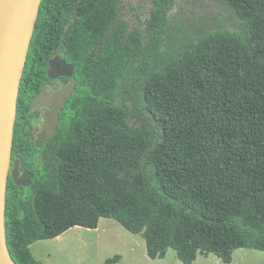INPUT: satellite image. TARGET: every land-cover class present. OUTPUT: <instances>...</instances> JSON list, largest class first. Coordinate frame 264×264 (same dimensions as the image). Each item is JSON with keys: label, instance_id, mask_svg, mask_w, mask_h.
Listing matches in <instances>:
<instances>
[{"label": "trees", "instance_id": "16d2710c", "mask_svg": "<svg viewBox=\"0 0 264 264\" xmlns=\"http://www.w3.org/2000/svg\"><path fill=\"white\" fill-rule=\"evenodd\" d=\"M220 1L238 27L189 36L173 32L176 0H153L142 31L123 0H41L31 46L53 14L67 17L63 45L91 92L72 100L31 185L7 176L16 264H44L34 242L102 217L141 235L153 259L173 248L184 264L199 253L231 264L236 249L264 251V0ZM26 147L14 125L11 160L28 163Z\"/></svg>", "mask_w": 264, "mask_h": 264}, {"label": "rangeland", "instance_id": "374dc122", "mask_svg": "<svg viewBox=\"0 0 264 264\" xmlns=\"http://www.w3.org/2000/svg\"><path fill=\"white\" fill-rule=\"evenodd\" d=\"M153 0H123L124 12L132 24L139 26ZM174 34L198 35L201 30L235 29L239 20L220 0H176L170 11ZM140 17V19H139ZM178 28L182 30L178 31ZM141 31L143 27L139 26ZM148 41L143 35V43ZM33 255L44 264H184L176 250L168 249L164 257L151 258L145 239L125 229L116 220L102 217L97 228L74 226L63 234L42 239L31 245ZM194 264H226L214 253L198 254ZM231 264H264V251L236 249Z\"/></svg>", "mask_w": 264, "mask_h": 264}, {"label": "flooded vegetation", "instance_id": "af4514ba", "mask_svg": "<svg viewBox=\"0 0 264 264\" xmlns=\"http://www.w3.org/2000/svg\"><path fill=\"white\" fill-rule=\"evenodd\" d=\"M50 22V32L42 33L46 39L36 40L32 46L30 43L19 84L16 139L31 146L26 148L30 150L28 163L32 165L24 162L17 153L12 157L8 179L18 186L23 185L17 184L12 174L16 162L19 161L18 178L25 172L31 173L32 183L35 178L33 165H38L43 152L46 149L51 152L58 141L60 129L70 120L72 100L78 93L91 92L80 87L76 65L70 61L67 46L64 47L70 31L69 19L53 14Z\"/></svg>", "mask_w": 264, "mask_h": 264}, {"label": "water", "instance_id": "95a60500", "mask_svg": "<svg viewBox=\"0 0 264 264\" xmlns=\"http://www.w3.org/2000/svg\"><path fill=\"white\" fill-rule=\"evenodd\" d=\"M40 3L41 0H0V264H16L6 241V186L19 84ZM71 68L73 69L72 65ZM48 129L49 126L46 128L47 132ZM18 166L19 161L16 162L12 173L16 183L29 185L32 174L25 172L18 178Z\"/></svg>", "mask_w": 264, "mask_h": 264}]
</instances>
